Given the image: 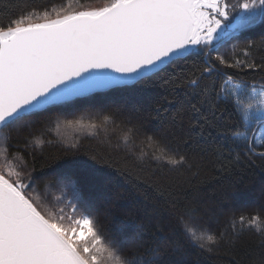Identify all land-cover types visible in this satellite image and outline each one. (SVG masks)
<instances>
[{
    "label": "snow or ice",
    "instance_id": "obj_1",
    "mask_svg": "<svg viewBox=\"0 0 264 264\" xmlns=\"http://www.w3.org/2000/svg\"><path fill=\"white\" fill-rule=\"evenodd\" d=\"M257 25L264 28V0H68L0 18V264H187L190 247L218 252L245 231L264 247V201L233 212L221 230L167 175H198L201 162L174 142L198 147L209 129L229 142L232 163L264 160ZM143 82L165 94L94 116L93 127L119 133L122 164L92 155L38 171L37 150L58 143L45 139L50 125L71 123L61 114L79 98ZM64 151L79 149L64 142ZM122 181L156 193L128 223L118 215Z\"/></svg>",
    "mask_w": 264,
    "mask_h": 264
},
{
    "label": "trees",
    "instance_id": "obj_2",
    "mask_svg": "<svg viewBox=\"0 0 264 264\" xmlns=\"http://www.w3.org/2000/svg\"><path fill=\"white\" fill-rule=\"evenodd\" d=\"M72 2L74 6H78L81 3H99V0H72ZM66 3L68 0H14L12 3H9V0H0V10L7 6L6 11H0V18L25 7L42 11L53 4ZM256 31H264V28L257 25ZM252 78L251 74L247 77V79ZM164 94L165 90L159 87L157 82H143L119 91H110L95 98H79L74 108L61 114L62 120L71 121V123L65 122L59 127L55 122L50 125L51 130L45 139L55 140L58 143L46 146L43 153L37 150L35 163L38 171L47 173L63 164L65 160L89 159L92 155L111 156L113 161L122 164L124 151L113 148L119 133L112 131L111 124H106L103 128L93 127V125H99V120L94 119L95 114H107V109L115 105L139 106V102L145 98ZM209 131L213 132L214 138L208 137L200 141L198 147L186 148L180 140L174 142L182 152H187L189 156L195 155L201 162L198 175L193 177L192 173L187 171L182 174L167 175L175 177L180 182V195L186 204L198 206L207 211L209 216L213 217V223L224 230L229 227L226 222L233 212L236 216L246 215L251 207L264 201V160L253 158L252 161L241 160L239 164L232 163L231 159H226L229 153V142L220 139L214 130L209 129ZM64 142L75 144L76 149H79L75 156L65 154ZM200 149H203V152ZM73 151L75 152V149ZM221 164L228 170L222 171ZM128 166L131 170V161L128 162ZM105 170L114 171L110 168ZM134 184L135 181L133 183L122 181L118 189L123 197L118 215L125 223H128L130 218L134 219L137 213L143 215L142 209L150 210L156 199V193L144 186L134 187ZM258 193L263 194L261 199H258ZM233 201H235L234 205ZM222 204H229L230 207L224 209ZM260 240L258 233L245 231L239 234V239L234 241V247L225 243L218 252L214 253L201 252L198 248L190 247L185 260L187 264H237V262L264 264V247H261Z\"/></svg>",
    "mask_w": 264,
    "mask_h": 264
},
{
    "label": "rangeland",
    "instance_id": "obj_3",
    "mask_svg": "<svg viewBox=\"0 0 264 264\" xmlns=\"http://www.w3.org/2000/svg\"><path fill=\"white\" fill-rule=\"evenodd\" d=\"M263 197L262 193H258V199H261Z\"/></svg>",
    "mask_w": 264,
    "mask_h": 264
}]
</instances>
